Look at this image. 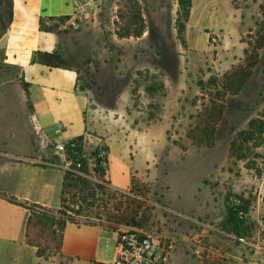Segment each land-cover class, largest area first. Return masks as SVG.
<instances>
[{"label":"rangeland","instance_id":"374dc122","mask_svg":"<svg viewBox=\"0 0 264 264\" xmlns=\"http://www.w3.org/2000/svg\"><path fill=\"white\" fill-rule=\"evenodd\" d=\"M77 1L69 19L43 26L78 71L90 146L126 172L120 186L107 173L103 187L70 180L48 214L154 234L165 264H264V0H191L186 19L177 0H137L145 32L122 39L128 0ZM2 59L0 42V149L19 152L35 139L27 87ZM251 121L254 139L242 141ZM41 229L42 264H59V227ZM116 245V233L100 239L101 259L114 260Z\"/></svg>","mask_w":264,"mask_h":264},{"label":"crops","instance_id":"0c3cea01","mask_svg":"<svg viewBox=\"0 0 264 264\" xmlns=\"http://www.w3.org/2000/svg\"><path fill=\"white\" fill-rule=\"evenodd\" d=\"M11 1V21L0 37L2 63L16 70L27 87L29 117L26 125L35 139H27L17 146L19 152L6 149L7 146L5 150L0 149V264H42L43 256H38L37 248L26 242L29 211L8 202L4 194L49 211L59 210L65 174L56 165L57 153L52 145L46 146L45 140L67 141L87 133L89 143L94 146L85 119V103L76 92V72L31 63L35 51L51 53L58 44L55 33L40 29V18L71 17L79 2ZM124 164L120 161L113 168L111 160L106 161V173L115 186L123 183ZM114 225L118 228L66 222L58 247L59 264H112L114 260L101 259L99 243L106 234L117 235L126 228L123 224ZM114 254L116 256V250Z\"/></svg>","mask_w":264,"mask_h":264},{"label":"built area","instance_id":"2783aa9c","mask_svg":"<svg viewBox=\"0 0 264 264\" xmlns=\"http://www.w3.org/2000/svg\"><path fill=\"white\" fill-rule=\"evenodd\" d=\"M45 142L46 146L52 145L57 153L56 165L67 178L80 179L92 185H107L105 151L91 147L88 136L82 141L72 138ZM166 260L167 257L161 252L160 240L154 234L140 229L117 233L116 256L112 264H165Z\"/></svg>","mask_w":264,"mask_h":264},{"label":"trees","instance_id":"16d2710c","mask_svg":"<svg viewBox=\"0 0 264 264\" xmlns=\"http://www.w3.org/2000/svg\"><path fill=\"white\" fill-rule=\"evenodd\" d=\"M8 10H7V22L4 26V30L6 31V28L8 26V24L11 21V17H12V1L8 0ZM177 4H178V15H182L185 17V19L188 17L189 14V10L191 7V0H177ZM128 5L129 7L126 9L125 12L122 11H118L117 17L119 19V21H122L123 24L122 26L118 27L115 31V34L118 38L122 39V38H129V37H134V38H140L144 32H145V21L143 18V14H142V9L140 4L138 3L137 0H128ZM262 15L264 16V6H262ZM69 16H60V17H48V18H40V29L42 31H46V32H52L51 29L46 28L43 26V22L46 20H65V19H69ZM4 31V32H5ZM4 32L2 33V35L4 34ZM0 34V37L2 36ZM31 63H38V64H43L46 65L48 67H60V68H67V69H71L73 71L76 72L77 74V82H76V92H77V83H78V71L74 68H71L69 66H67L61 59V55L60 53H58L57 51H53L51 53H47V52H41V51H35L31 57ZM230 80L229 83L231 84V86L236 83L237 77H235V74L233 72V74L231 73L230 75ZM239 84H237V88H240V86H242L241 81ZM217 85V84H216ZM239 89H237L236 91H238ZM78 93V92H77ZM254 127H255V121H251L249 123V131L247 136L245 135H241L243 137L242 141H248V140H253L254 139ZM87 136V133L76 137L77 140L82 141L83 139H85ZM70 180L73 181H77L80 184H84L86 183L85 181H82L80 179H71V178H67L65 176V182H64V186H63V190L68 187H70ZM103 187L104 185H98V187ZM78 192H81V190L79 189ZM4 197L7 199L8 202L14 204V205H18L21 206L25 209H27L30 213V216L28 218V222H27V226H26V242L37 248V255L38 256H42V250L40 249V245L38 244L37 240V236L40 237V234H42V229L41 227L45 224L50 222L51 225H56L59 227L60 231H61V236H62V231L66 225V220H59L56 221V218L49 215L48 212L49 210L36 205V204H30L26 201H20L17 198H15L14 196L11 195H7L4 194ZM233 206H228V213L231 215H233ZM239 213H243L242 211L236 212V214ZM263 225H264V216H263ZM33 236V237H32ZM61 236H60V241H61ZM60 244V242H59Z\"/></svg>","mask_w":264,"mask_h":264}]
</instances>
